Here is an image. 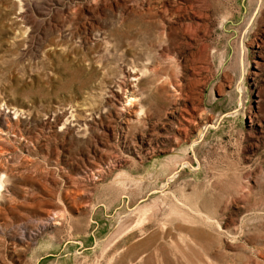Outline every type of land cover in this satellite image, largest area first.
Segmentation results:
<instances>
[{
  "label": "rangeland",
  "instance_id": "1",
  "mask_svg": "<svg viewBox=\"0 0 264 264\" xmlns=\"http://www.w3.org/2000/svg\"><path fill=\"white\" fill-rule=\"evenodd\" d=\"M0 264H264V0H0Z\"/></svg>",
  "mask_w": 264,
  "mask_h": 264
}]
</instances>
